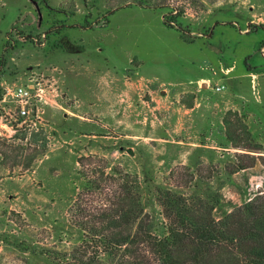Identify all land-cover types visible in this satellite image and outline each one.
I'll return each instance as SVG.
<instances>
[{
  "label": "rangeland",
  "instance_id": "obj_1",
  "mask_svg": "<svg viewBox=\"0 0 264 264\" xmlns=\"http://www.w3.org/2000/svg\"><path fill=\"white\" fill-rule=\"evenodd\" d=\"M157 4L182 14L187 42ZM253 21L261 28L247 33ZM263 28L264 0H0V100L34 77L61 83L73 65L69 91L37 129L0 126V264L102 253L94 230L126 183L157 226L159 188L219 198L216 219L264 196ZM221 64L258 81L226 79L219 93L163 84L211 77ZM111 82L120 89L107 94Z\"/></svg>",
  "mask_w": 264,
  "mask_h": 264
},
{
  "label": "trees",
  "instance_id": "obj_2",
  "mask_svg": "<svg viewBox=\"0 0 264 264\" xmlns=\"http://www.w3.org/2000/svg\"><path fill=\"white\" fill-rule=\"evenodd\" d=\"M147 3L140 6L148 7ZM153 8L165 12V26L186 41L179 23L182 14L163 4ZM32 38L26 40L33 42ZM134 187L132 182L122 185L124 196L113 198V209L94 230L103 252L92 257L80 249L73 254L75 264H264V196L216 219L219 198L198 193L189 197L159 188L156 202L165 222L157 226Z\"/></svg>",
  "mask_w": 264,
  "mask_h": 264
},
{
  "label": "built area",
  "instance_id": "obj_3",
  "mask_svg": "<svg viewBox=\"0 0 264 264\" xmlns=\"http://www.w3.org/2000/svg\"><path fill=\"white\" fill-rule=\"evenodd\" d=\"M59 85L60 80L43 75L32 78L26 85L7 86L0 100V126L13 132L23 128L37 129L44 108L58 104ZM225 89L224 85L215 88L217 92Z\"/></svg>",
  "mask_w": 264,
  "mask_h": 264
},
{
  "label": "crops",
  "instance_id": "obj_4",
  "mask_svg": "<svg viewBox=\"0 0 264 264\" xmlns=\"http://www.w3.org/2000/svg\"><path fill=\"white\" fill-rule=\"evenodd\" d=\"M252 24H254L253 25V29H252V26L249 25L250 27L248 26V28L246 30L247 33H250V31L253 32L254 30H258V29L261 28L260 27L261 24L258 23V22H254L253 21ZM211 32H212V30H211ZM210 33L209 34L200 35L199 37L200 38L209 37L210 36ZM71 66H73V65H71V63H68L67 62L66 69L64 68V70L66 72V76L64 77L65 79L64 78L63 79L61 78V83L59 85V88H60V90H61L62 93H63V89H66L67 91H69V88H70V86H69L70 85L69 78H70V72H72V70L70 68ZM233 69H234V66H224L223 64H221L220 65V71L217 72L216 74L214 72H212V76L211 77L210 76H200V77L196 78L195 80H190L189 82H177V83H174V82L171 81L169 83H163V84H169L172 87H179V86H182V85H185L186 87L187 86H195L196 87L197 85H199L200 87H203V89H205V91L208 93L209 91L217 92L215 89H213V86L211 85V84L214 83V80H216V85H215L216 87L222 86V85L225 86V80L226 79H229L230 81H234V82H236V81H240L241 82V79L250 78L252 83H254V84L257 83V81H258L257 75L254 74L251 70H250V73L243 74L241 76H239V75L237 76V75H234V70ZM76 70H78L77 67L75 68V71ZM79 75H80V73H79ZM114 77L115 76L112 75L111 73H107L105 75L104 80H108V78H110L111 81H114L115 82L116 79ZM85 79H87V76H84V75H81L80 77H77L75 79V81L77 82L76 85L77 86H80V88H78V89L83 90L85 88V83H84L85 82ZM114 82H111L110 84L106 83L105 87L107 89V91H106L107 94H109V93L110 94H113V92L116 89L117 90L120 89V88H115V83ZM234 92H236V90L234 91V89H232L231 91H228L227 93H228V95H231ZM227 93H225V95ZM99 94H101V92ZM99 94L97 96H99ZM235 96H236V98L243 99L248 104L251 103L250 99L249 98H246V96L242 95L240 92L239 93H236ZM255 104L256 105H259L258 101ZM95 107H100V104H93V102H92L91 103V109H96Z\"/></svg>",
  "mask_w": 264,
  "mask_h": 264
}]
</instances>
